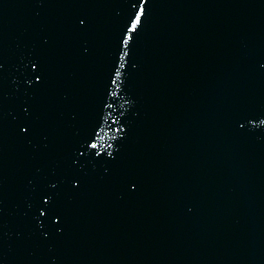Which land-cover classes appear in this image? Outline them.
<instances>
[{
  "label": "water",
  "instance_id": "obj_1",
  "mask_svg": "<svg viewBox=\"0 0 264 264\" xmlns=\"http://www.w3.org/2000/svg\"><path fill=\"white\" fill-rule=\"evenodd\" d=\"M0 264H264V0H0Z\"/></svg>",
  "mask_w": 264,
  "mask_h": 264
}]
</instances>
